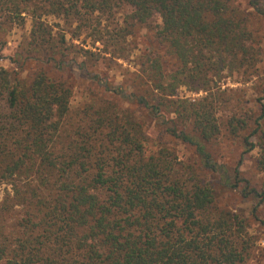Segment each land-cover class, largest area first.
I'll list each match as a JSON object with an SVG mask.
<instances>
[{"label": "trees", "instance_id": "trees-1", "mask_svg": "<svg viewBox=\"0 0 264 264\" xmlns=\"http://www.w3.org/2000/svg\"><path fill=\"white\" fill-rule=\"evenodd\" d=\"M240 2L0 0V50L15 24L32 25L11 58L20 71L0 66V264H244L246 227L211 216L217 189L202 179L225 180L209 149L222 127L244 148L231 186L247 154L264 169V0H247L251 13ZM114 3L130 8L125 35L147 31L140 68L117 83L83 63L101 95L71 123L72 89L46 70L62 73L74 54L53 20L82 24ZM229 78L242 86L222 89ZM182 87L206 95L180 98ZM175 140L199 172L177 163ZM250 194L264 203V185Z\"/></svg>", "mask_w": 264, "mask_h": 264}, {"label": "rangeland", "instance_id": "rangeland-1", "mask_svg": "<svg viewBox=\"0 0 264 264\" xmlns=\"http://www.w3.org/2000/svg\"><path fill=\"white\" fill-rule=\"evenodd\" d=\"M240 1L248 12H253V9L248 7L247 0ZM128 15H130V8L114 3L110 10L99 11L87 16L86 22L82 24H67L64 21L53 20L55 23H60V26L55 28V33L57 36L58 33H64L67 46L74 53L71 56L72 60L67 64V69L62 73L57 74L49 70L50 68L46 69L50 75L61 78L72 89L69 122H78L79 118L84 116L83 109L92 104L97 95H101L98 81L94 78L88 79L80 70L83 63L93 76L99 75L104 78L110 77V79L114 77L117 83L129 78L132 72L140 68L139 57L141 50L147 46L144 41L147 31L140 27L137 29L132 27L133 33L125 35L127 26L125 19ZM157 23H160V19ZM31 26L30 19H27L24 25L15 24L8 32V43L3 50H0L1 67L11 71H20L11 58L20 50L23 40L29 36ZM258 27L264 35V19L260 20ZM84 51H91L95 57H101L99 62L93 65ZM105 51L108 53L104 54ZM168 62L171 67L175 64L174 59L171 58ZM36 71L37 65L31 63L21 72V77L30 79ZM239 86L242 85L231 78L222 82V89H235ZM204 95L206 93L203 91L190 92L185 87H182L178 93L180 98L191 99H198ZM170 147L174 150L180 166H190L199 172L200 162L192 148L178 140L172 142ZM209 149L214 161L226 170V174L223 175L224 181L226 177L230 180L229 185L225 186L219 174L209 173L202 176L205 182L213 184L217 189V198L212 207L211 216L224 213L228 217L231 214L242 221L246 227L242 235L243 241L249 247L244 264H264V203L259 205L260 199L254 194L245 195L253 189L262 192L264 169L259 164V153L255 150L245 156L240 168L243 181L238 188H233L231 186L235 182L233 173L244 151L241 142L226 136L225 129L222 127V134L210 144ZM7 188L9 189V187L0 186V202L5 197ZM10 225L11 223L8 224Z\"/></svg>", "mask_w": 264, "mask_h": 264}]
</instances>
